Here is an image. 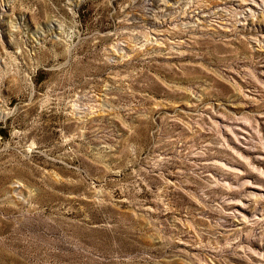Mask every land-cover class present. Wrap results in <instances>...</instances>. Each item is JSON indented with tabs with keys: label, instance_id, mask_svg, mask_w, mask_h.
<instances>
[{
	"label": "rangeland",
	"instance_id": "1",
	"mask_svg": "<svg viewBox=\"0 0 264 264\" xmlns=\"http://www.w3.org/2000/svg\"><path fill=\"white\" fill-rule=\"evenodd\" d=\"M0 264H264V0H0Z\"/></svg>",
	"mask_w": 264,
	"mask_h": 264
}]
</instances>
